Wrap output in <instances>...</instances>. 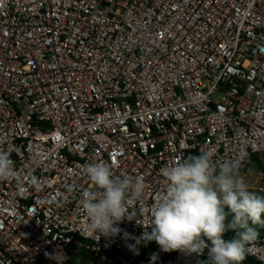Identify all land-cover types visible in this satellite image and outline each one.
<instances>
[{
	"label": "built area",
	"instance_id": "2783aa9c",
	"mask_svg": "<svg viewBox=\"0 0 264 264\" xmlns=\"http://www.w3.org/2000/svg\"><path fill=\"white\" fill-rule=\"evenodd\" d=\"M0 150L15 168L0 181V264L58 251L68 264L69 247L100 264H203L207 248L164 252L144 224L165 166L243 150L244 172L264 156V0H0ZM97 162L146 186L144 212L99 239L80 205ZM246 258L264 264L263 236Z\"/></svg>",
	"mask_w": 264,
	"mask_h": 264
},
{
	"label": "clouds",
	"instance_id": "9594fccd",
	"mask_svg": "<svg viewBox=\"0 0 264 264\" xmlns=\"http://www.w3.org/2000/svg\"><path fill=\"white\" fill-rule=\"evenodd\" d=\"M245 158L243 150L233 157L217 159L201 151L162 168L165 187L149 209L151 222L144 224L154 228L151 233L144 232L142 239L155 241L164 252L200 256L207 248L208 258L203 264H240L258 237L253 225H264V196L249 190L241 172ZM84 171L92 185L80 199L87 230L97 239V233L119 235V225L135 217L138 204L141 214L144 212L145 183L128 175H115L106 162L89 163ZM14 176L13 160L0 150V181ZM34 183L39 185L37 179ZM228 231L235 233L231 240L224 239ZM130 249L135 250V246ZM46 255L64 264L61 251Z\"/></svg>",
	"mask_w": 264,
	"mask_h": 264
},
{
	"label": "trees",
	"instance_id": "16d2710c",
	"mask_svg": "<svg viewBox=\"0 0 264 264\" xmlns=\"http://www.w3.org/2000/svg\"><path fill=\"white\" fill-rule=\"evenodd\" d=\"M256 166L257 168L263 169V164L259 159V156H255L249 166ZM254 193H256L259 196H262L260 192L255 190H250ZM253 227L256 229L257 233L264 237V225L257 224L253 225ZM235 236V233L232 231H228L224 235L225 240H231ZM210 243V242H209ZM152 252V244L147 243L144 245L142 251H141V257L143 259H148L150 254ZM68 264H84L86 262L94 261L96 262L97 259L89 252L84 250H77L75 247H69L68 248ZM112 258L116 262V264H126L120 257L113 255ZM207 260V259H206ZM205 260V261H206ZM241 264H260L258 261H256L253 258H246L245 261H243Z\"/></svg>",
	"mask_w": 264,
	"mask_h": 264
},
{
	"label": "rangeland",
	"instance_id": "374dc122",
	"mask_svg": "<svg viewBox=\"0 0 264 264\" xmlns=\"http://www.w3.org/2000/svg\"><path fill=\"white\" fill-rule=\"evenodd\" d=\"M260 161L263 164V169L257 168L256 166H250L248 170L242 172L246 183L248 184L249 190H255L260 192V187L264 182V156H259ZM84 264H100L98 261L86 262Z\"/></svg>",
	"mask_w": 264,
	"mask_h": 264
}]
</instances>
